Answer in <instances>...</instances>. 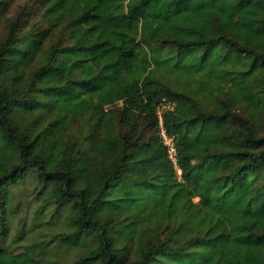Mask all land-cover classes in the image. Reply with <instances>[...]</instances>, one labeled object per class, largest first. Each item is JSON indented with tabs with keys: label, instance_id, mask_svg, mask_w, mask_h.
I'll return each mask as SVG.
<instances>
[{
	"label": "trees",
	"instance_id": "trees-1",
	"mask_svg": "<svg viewBox=\"0 0 264 264\" xmlns=\"http://www.w3.org/2000/svg\"><path fill=\"white\" fill-rule=\"evenodd\" d=\"M155 1L0 0V264H264V42L157 35Z\"/></svg>",
	"mask_w": 264,
	"mask_h": 264
},
{
	"label": "rangeland",
	"instance_id": "rangeland-1",
	"mask_svg": "<svg viewBox=\"0 0 264 264\" xmlns=\"http://www.w3.org/2000/svg\"><path fill=\"white\" fill-rule=\"evenodd\" d=\"M10 4V14L23 11L26 25L35 24L44 29L46 25L41 20L38 0H7ZM228 0H218L213 9L207 11H191L172 14L169 11L168 0H156L147 4L142 18L146 19L151 32L166 37L173 36L179 41L197 40L210 36L220 30L242 44L253 45L257 41L264 42V1L235 12L227 5ZM151 14V17H147ZM4 34V25L0 26V40ZM79 255V250L73 249L62 254L61 259L71 262Z\"/></svg>",
	"mask_w": 264,
	"mask_h": 264
},
{
	"label": "built area",
	"instance_id": "built-area-1",
	"mask_svg": "<svg viewBox=\"0 0 264 264\" xmlns=\"http://www.w3.org/2000/svg\"><path fill=\"white\" fill-rule=\"evenodd\" d=\"M170 103L167 102L165 104H162L161 107H167L169 106ZM157 115H158V128H159V135L162 139V142L166 148V152H167V157L169 159V161L173 164V166L176 168L177 173L180 174V169L178 168V163H177V149L175 146V142L173 140V137L170 136L165 128L162 125V117H161V113H160V109L157 111Z\"/></svg>",
	"mask_w": 264,
	"mask_h": 264
}]
</instances>
